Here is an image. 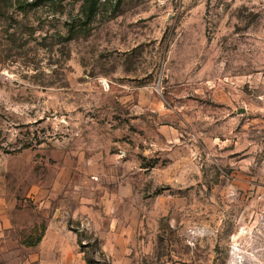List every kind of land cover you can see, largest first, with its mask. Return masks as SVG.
Returning a JSON list of instances; mask_svg holds the SVG:
<instances>
[{
  "label": "rangeland",
  "instance_id": "rangeland-1",
  "mask_svg": "<svg viewBox=\"0 0 264 264\" xmlns=\"http://www.w3.org/2000/svg\"><path fill=\"white\" fill-rule=\"evenodd\" d=\"M0 10V264H264V0Z\"/></svg>",
  "mask_w": 264,
  "mask_h": 264
},
{
  "label": "trees",
  "instance_id": "trees-1",
  "mask_svg": "<svg viewBox=\"0 0 264 264\" xmlns=\"http://www.w3.org/2000/svg\"><path fill=\"white\" fill-rule=\"evenodd\" d=\"M51 0H0L1 4L9 2L13 3L19 10L37 8L39 6L49 4ZM78 5L76 15L72 19H68L65 22V33L67 38L71 39L73 36L90 24L98 14L100 8L106 7L114 3L115 6H119L122 0H74Z\"/></svg>",
  "mask_w": 264,
  "mask_h": 264
}]
</instances>
